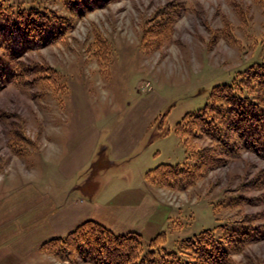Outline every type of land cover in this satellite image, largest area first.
Masks as SVG:
<instances>
[{"label":"rangeland","instance_id":"rangeland-1","mask_svg":"<svg viewBox=\"0 0 264 264\" xmlns=\"http://www.w3.org/2000/svg\"><path fill=\"white\" fill-rule=\"evenodd\" d=\"M28 19L48 24L39 33L58 32L31 46L38 36L14 32L22 33ZM3 32L10 35L0 34V77L9 71L0 79L3 182L9 175L28 179L29 170L35 175L30 167L46 148L57 156L44 163L49 181L64 173L59 161L68 153L79 161L92 156L77 173L91 189L81 198L91 194L113 207V225L124 223L125 233L140 239L135 254L152 242L157 254L190 259L186 239L210 229L228 251L225 264H264V158L221 149L213 154L218 164L184 188L151 184L144 175L161 163L181 164L184 139L194 157L215 145L199 127L198 135L192 125L178 135L175 125L205 106L213 86L245 84L243 71L264 62V0H0ZM138 114L152 121L130 155L111 161L102 144ZM185 161L195 166L194 158ZM242 227L256 238L236 245L230 238ZM48 255L58 264H94L86 252L67 260Z\"/></svg>","mask_w":264,"mask_h":264},{"label":"trees","instance_id":"trees-1","mask_svg":"<svg viewBox=\"0 0 264 264\" xmlns=\"http://www.w3.org/2000/svg\"><path fill=\"white\" fill-rule=\"evenodd\" d=\"M6 1L13 2L12 0ZM41 25L30 23V19H28L22 33L17 30H10L9 33L13 34L12 31H14L21 38H24V35L38 36L34 44L31 45L37 47V45L46 44L51 36H55L56 31L58 32L56 27L55 32L39 33L44 32ZM44 26L49 28L48 24ZM0 34L7 35L5 32ZM9 36L7 35L6 38ZM24 44L19 46L22 47ZM8 73L3 76H8ZM243 73L247 77L245 84H238L233 80L230 83L213 86L205 106L196 112L186 113L175 125V133L178 135H182L184 129L189 131L191 125L192 135H198L195 128L199 127L198 129L203 131L199 134L207 135L215 145L199 150V155L194 157L189 151L190 142L184 139L182 143L187 152L185 160L190 157L194 158L195 166L190 169L185 160L181 164L174 165L161 163L145 172V180L148 183L160 184L161 182L168 187L184 188L194 180L193 177L197 176L198 173L201 176L200 174L218 164L220 160L213 157V154L221 152V149L227 153L235 154L236 148H242L264 158V62L249 66ZM3 76L0 79H3ZM230 132L234 133L237 138L233 142L229 140ZM250 229V227L237 229L242 235L236 240L233 237L230 239L236 245H240L248 239L253 240L256 237ZM234 230L232 231L234 232ZM139 240L135 234L116 233L100 222L88 219L64 237H57L44 242L40 246V250L63 260H67L73 251H77V253L86 252V259L90 257L94 264H205L204 260H208L209 257L212 261L209 262L210 264H225V260H227L228 251L223 249L221 240L216 236L214 237V233L210 229L202 230L186 239V242H189V248L184 251L185 255L189 254L193 258H185L184 260L181 259L182 254L180 252H162L160 250L163 254H157L158 250L153 249L156 247H152V242L148 250L135 254L134 250L137 252ZM52 244L55 245L50 248ZM80 244H84L85 249Z\"/></svg>","mask_w":264,"mask_h":264},{"label":"crops","instance_id":"crops-1","mask_svg":"<svg viewBox=\"0 0 264 264\" xmlns=\"http://www.w3.org/2000/svg\"><path fill=\"white\" fill-rule=\"evenodd\" d=\"M152 118L138 114L134 120L114 127L108 136V145L102 144L111 161L130 155ZM43 151L42 161L30 167L35 175L29 170L28 179H18L19 175L16 182L13 181L15 175H9L4 182L2 177L0 179V264L60 263L41 251L40 245L53 238L64 237L88 219L96 220L116 233L130 230L124 223L119 225L120 221L113 225L114 221L109 220V214L114 215L113 207H102L98 201L93 202L91 194L86 195L89 197L87 200L81 198L91 189L86 185L87 177L78 179L77 173L92 156L89 160L85 157L79 161L74 151L68 153L59 161L64 163V173H54L49 181L44 175V163L50 159L55 161L57 156L50 153L49 148ZM63 163L56 162L55 165L60 167ZM37 164L39 169L35 168ZM54 177H58L59 182Z\"/></svg>","mask_w":264,"mask_h":264}]
</instances>
